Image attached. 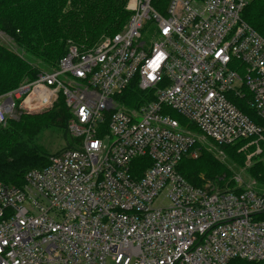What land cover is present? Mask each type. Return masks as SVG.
Masks as SVG:
<instances>
[{
    "label": "built area",
    "instance_id": "built-area-1",
    "mask_svg": "<svg viewBox=\"0 0 264 264\" xmlns=\"http://www.w3.org/2000/svg\"><path fill=\"white\" fill-rule=\"evenodd\" d=\"M251 1L127 0L122 30L0 94V126L62 98L73 140L22 186L0 182V264H264V185L207 189L177 171L202 147L263 139L233 102L250 94L264 123Z\"/></svg>",
    "mask_w": 264,
    "mask_h": 264
},
{
    "label": "trees",
    "instance_id": "trees-1",
    "mask_svg": "<svg viewBox=\"0 0 264 264\" xmlns=\"http://www.w3.org/2000/svg\"><path fill=\"white\" fill-rule=\"evenodd\" d=\"M126 3L127 0H0V31L11 39L15 48L13 51L0 43V94L35 79L42 70L52 69L70 44L88 50L102 37L119 32L130 15ZM242 18L264 37V0H252L244 8ZM135 80L130 81L122 94V97L131 94L135 101L119 96L127 105L135 103L140 96ZM249 97L247 94L233 102L239 111L262 127L263 139L254 144L257 136H249L217 146L226 162L243 163L250 154L249 174L254 177L250 179L259 188L264 185V123L247 104ZM68 116L59 97L46 112L21 114L19 119L11 118L5 126H0V182L22 186L29 170L45 167L53 153L40 143V135L54 127L56 133L68 140ZM173 116L183 120L176 113ZM216 150L202 147L196 158H181L177 171L196 187L205 186L207 180L218 187L234 186L232 172ZM259 218L264 220V212Z\"/></svg>",
    "mask_w": 264,
    "mask_h": 264
},
{
    "label": "rangeland",
    "instance_id": "rangeland-1",
    "mask_svg": "<svg viewBox=\"0 0 264 264\" xmlns=\"http://www.w3.org/2000/svg\"><path fill=\"white\" fill-rule=\"evenodd\" d=\"M128 11L131 13L130 10H128ZM151 25L152 24L149 23L143 28V30L141 31L143 37H146L147 35L150 34L149 28H150ZM0 43L1 44H6L9 48H11V50L13 49V51L15 50L13 42L11 41V39L9 37H7L6 34L2 33L1 31H0ZM52 106L53 105H51L49 108L43 110L42 112L22 113V114H26V115L40 114V113L48 111ZM19 118H20V116H19ZM52 129L44 130L41 133L40 138H39L40 143L42 145H44L49 150L50 153H56V152L60 151L61 149L65 148L66 146H68V144L70 145V144L73 143V140L71 139L70 136L68 137V140H66V139L62 138L58 133L55 132L57 130L54 129V127H52ZM257 140H258V138L256 140H254V142H255L254 144H257ZM219 158H220L221 161L225 160V156H221ZM249 158H250V154L247 155V161L243 162V163L242 162H239V163L238 162H234L233 163V162H226V161L222 162L224 165H226L228 167L229 171L232 172V178L234 177V179H233L234 180V186L232 185L233 187H235L236 185H238L240 187H245L247 185L246 183L249 180H251L250 178H254L252 175L249 174L250 173L249 172V168L252 165V162H250ZM262 158H263V161H264V154L262 155ZM235 178H238V180H236ZM207 182H209L211 184L210 186H208V185L205 186L207 189L218 187L217 185L214 184V182L212 180H207ZM232 186L230 187V186H227L225 184L221 188H232Z\"/></svg>",
    "mask_w": 264,
    "mask_h": 264
}]
</instances>
